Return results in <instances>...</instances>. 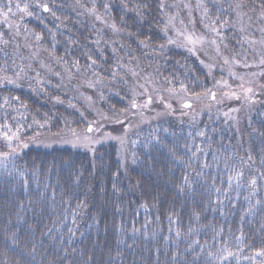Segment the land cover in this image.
Returning <instances> with one entry per match:
<instances>
[{
	"label": "trees",
	"instance_id": "1",
	"mask_svg": "<svg viewBox=\"0 0 264 264\" xmlns=\"http://www.w3.org/2000/svg\"><path fill=\"white\" fill-rule=\"evenodd\" d=\"M186 1L0 0V264H264V76L232 101L238 117L214 89L212 109L141 128L125 153L41 142L79 116L82 79L110 86L137 63L172 81L180 59L195 71L163 47ZM199 1L230 31L240 6L264 21V0Z\"/></svg>",
	"mask_w": 264,
	"mask_h": 264
},
{
	"label": "rangeland",
	"instance_id": "2",
	"mask_svg": "<svg viewBox=\"0 0 264 264\" xmlns=\"http://www.w3.org/2000/svg\"><path fill=\"white\" fill-rule=\"evenodd\" d=\"M189 1L192 3L186 1L185 5L187 17L177 15L169 21L170 29L165 34L167 45L163 47H173L174 56L197 62L200 67H193V70L198 72L199 77L195 71L186 69L180 59L179 76L172 81L165 80L151 64L138 67L137 63H131L126 68V75L117 78L116 83L110 86H106L104 80L82 79L81 84H75V90L84 103L79 104V116L73 119L71 125L61 129V135L52 134L51 139L41 141L42 145L93 151L112 142L125 153L130 135L141 128L163 123L168 117L193 118L212 109L213 105L207 102L214 96V89L219 90L216 98L213 97L215 108H227L228 112L234 110V116L238 117L237 101H232H244V97L249 95L244 87L249 88L251 83L264 76V21L261 22L259 16L253 17L244 12L240 6L241 11L237 13L238 34L229 30V16L222 17V28L217 23L215 26L209 21L199 0ZM227 36L238 48H242L241 52L236 50L233 53L232 47L226 45ZM217 74L218 80H215ZM84 78L87 75L84 74ZM216 82L223 87L216 86ZM104 89L115 94L122 89L127 90L130 105L124 108V104L119 103V110H113L106 97L110 92L106 93ZM185 102H189L190 106L185 107ZM123 108L125 110H121Z\"/></svg>",
	"mask_w": 264,
	"mask_h": 264
},
{
	"label": "water",
	"instance_id": "3",
	"mask_svg": "<svg viewBox=\"0 0 264 264\" xmlns=\"http://www.w3.org/2000/svg\"><path fill=\"white\" fill-rule=\"evenodd\" d=\"M45 9H47V8H45ZM184 106L185 107H189L190 106V103L189 102H185Z\"/></svg>",
	"mask_w": 264,
	"mask_h": 264
}]
</instances>
